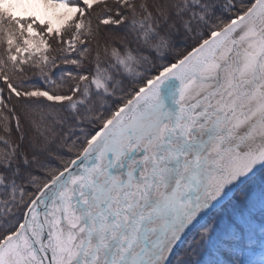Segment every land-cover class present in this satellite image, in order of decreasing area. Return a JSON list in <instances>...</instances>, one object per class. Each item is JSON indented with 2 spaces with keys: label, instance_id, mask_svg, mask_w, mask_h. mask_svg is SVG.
Here are the masks:
<instances>
[{
  "label": "rangeland",
  "instance_id": "374dc122",
  "mask_svg": "<svg viewBox=\"0 0 264 264\" xmlns=\"http://www.w3.org/2000/svg\"><path fill=\"white\" fill-rule=\"evenodd\" d=\"M112 1L119 0H0V5L7 8L13 16L23 20L27 49L31 54L42 58L47 42L55 41L59 33H63L66 40L74 37L84 26L89 12L91 20H94L96 15L92 11L96 8L94 13H102L105 7L103 4H110ZM132 1L134 0H122L121 5L127 7ZM107 18L109 19L108 16L105 19ZM260 28L264 30V22ZM257 33L254 29L245 30L237 36L236 46L230 41L204 71L210 74V80L208 82L193 80L195 86L188 92V99H181L180 96H183L182 92L187 95L185 89L190 88L193 83H185L180 88L183 91L176 103V106L181 105L178 111L179 121L174 125L168 120L167 130L160 134L162 141L171 144V152L167 153L170 156L167 162L161 160L156 166L159 168V165H163L162 172L165 173V178L157 182L154 190L149 192L156 197L152 203L144 204L137 209L134 200L130 209L123 205L128 198L142 199L146 193L144 181L151 172L153 162L160 158L156 154L157 148L150 150L148 159H143L145 153H140L132 159L129 168L139 163L133 180L108 186L109 174L105 171L103 179L96 178L90 183L87 182L83 189L85 198L80 202L77 198L80 184L77 189L74 187L68 189L70 200L66 201L69 204H80L76 206V213L73 211L64 213L65 218L72 220L71 231L70 227L64 232L59 230L63 226L61 217H56L55 221L45 219L44 231H40L38 243L33 245L26 233L25 236L24 233L20 235L21 245L14 238L8 240L0 249V264H63L66 257L68 258L66 264H77L76 256L83 240L87 238L81 253L82 260H85L84 254L90 253L98 234L104 230V237L101 244L96 246L90 264H156L159 253L170 244L172 234L178 228L177 224L182 219L181 211L192 213V210H196V213L190 215L189 219L191 217L194 219L199 213L206 211L202 216H198L200 220L197 221V226L194 225L204 229L192 247V264H264V178L260 179L262 184L249 189L244 195L240 193L241 196H236L237 191L231 193L233 189L231 188L222 200L205 209L198 208L202 204V201L198 203V199H201L204 193L203 188L199 189L200 185L197 186L198 191L188 190L184 196L183 194L176 196L179 186L174 187L178 175L180 181L184 180L182 173L188 169L192 171V176L185 179L193 183L200 181L199 184L211 182L209 190L212 188L216 190L221 176L227 173V169H233V173L237 174L244 165L250 164L264 154V59L259 67L260 74L257 67L258 55L264 48V33L255 39ZM218 77L221 80L219 88ZM253 81L258 82L256 84L254 82L251 88ZM34 93L49 96L45 92ZM239 93L242 94L239 100L241 103L235 100ZM192 103L195 106L190 109ZM231 107V116L222 119ZM167 108L173 109L174 106L171 103ZM196 115L197 122L201 123L200 131L197 138L189 140L190 150L186 129L190 124V118L196 119ZM149 123L145 120L143 128L147 134L153 136ZM189 153L192 155L187 158ZM206 155L214 156V163L220 164V167L214 176L209 174L196 176L194 172L202 166ZM101 164L102 170L103 167L106 170L109 160L104 159ZM161 176L162 174L158 175ZM235 198L237 201L235 205L239 206L233 207L230 213L228 211L216 215ZM171 200L174 204L169 206ZM69 208L72 210V207ZM141 209L152 212L153 215L144 219L134 216L130 220L126 235L125 230H122L113 240L112 236L118 225L116 228L113 226L131 211ZM37 229L33 224L27 228L32 235L39 232ZM76 230H79L78 234ZM109 231L111 232L107 234ZM238 233L243 235L244 242L239 241L236 236ZM232 234L237 238H231L230 243L223 244L222 240L228 239ZM122 236L128 237L131 255L136 257L134 263L131 261L132 256L130 257L127 252L128 248L121 243ZM65 237L70 240V245L56 248V244L60 245ZM79 241L81 245L76 250L75 246ZM162 242L164 245L161 247ZM236 242L238 245H235ZM175 263L174 258L171 264Z\"/></svg>",
  "mask_w": 264,
  "mask_h": 264
},
{
  "label": "trees",
  "instance_id": "16d2710c",
  "mask_svg": "<svg viewBox=\"0 0 264 264\" xmlns=\"http://www.w3.org/2000/svg\"><path fill=\"white\" fill-rule=\"evenodd\" d=\"M254 1L134 0L127 7L112 1L102 13L92 11L94 20L89 12L74 37L59 33L47 42L42 58L28 51L23 20L0 5V249L40 190L125 102ZM261 178L264 167L236 196ZM236 203L231 199L216 215L230 213ZM203 229L189 237L175 264H192Z\"/></svg>",
  "mask_w": 264,
  "mask_h": 264
},
{
  "label": "bare ground",
  "instance_id": "6f19581e",
  "mask_svg": "<svg viewBox=\"0 0 264 264\" xmlns=\"http://www.w3.org/2000/svg\"><path fill=\"white\" fill-rule=\"evenodd\" d=\"M240 34H242V32ZM219 54H221V53H219ZM185 90H190V88H187ZM180 98L181 99H188V97L185 96V95L181 96ZM180 107H181V105H180ZM174 114H175V112L173 113V115ZM200 124L201 123L197 122V115H196V119L194 117H191L190 124L187 126V129H186L187 130L186 131L187 135L186 136L188 137V144H189V149L190 150H191V147H190L191 144H190L189 140L192 141L193 139H195V138H197L199 136V131H200L199 126H200ZM136 125H137L136 127L140 126L138 123H136ZM165 127H168V126L165 125ZM165 127H163V131H164ZM161 132L162 131H157V138L160 140L159 141L157 139V142L160 143V145H158L156 143H152L154 140H152L142 130H140V129L131 130L130 129L128 132H126L124 134V136H122L121 139H119V146H120L119 149L120 150L118 149L116 151V153L118 151L120 152L123 148L130 149L132 146L138 145L140 148H143L145 150V156L144 157H146V156H149V154H150L149 152H150V150H152V148H157V151H156L157 153L156 154H157V157L159 156L160 158H157L155 160V162L158 165V163L161 160H164V161L168 160L170 158V156L167 153L171 152L170 151L171 144H169L167 141H162L161 140V135H160ZM112 140L113 139H111L110 142ZM148 148H149V151H148ZM101 149H102V151L99 154L94 155V156L91 157V161H92L93 165L97 164L94 168L91 169V173H89V174L87 173L86 175L82 174V172H86V169H87L86 168V164H87L88 161L86 160V161H84L83 163H81L79 165V168L75 171V173L73 175H71L70 177L66 178L59 187H57L56 189H54L51 192H49L50 193V194H48L49 195V197H48L49 203H48V206L46 207V209L43 211L44 214L41 217V219L44 218V219H49L51 221H53V220L55 221L56 217H61V221L63 223L61 225H63V226L59 230L61 232H64V230L66 228L70 227L69 230L71 231V228H72L71 222H72V220L68 219V218H65L64 217V213L65 212H71V211L75 212L76 206H79L80 204H77V203L69 204L67 202V201L70 200V195H69L68 189H70L73 186L74 187H76V186L78 187V185L80 184V188L78 187L79 188V192H78L79 196L77 195V198H78V200L80 202L81 200H83L85 198V193H84L83 189L85 188L84 186H86L87 182L90 183L91 180L96 179V178L100 179V180L103 179V176H104L106 170H101L102 169V164L101 165H99V164L102 161L103 155L106 152L107 148L104 145V146H101ZM116 153H115V155H116ZM190 155H192V154L189 153L187 155V158H189ZM263 161H264V155H260V157L258 159L253 160L250 164L244 165V168H242V170L238 171L237 174L233 173V169H227V173H224L221 176V179L219 180L218 188L216 190H214L212 188L211 191L209 190V187L212 186L211 182L202 183V184L200 183L199 184L200 181L198 183H193V182H190L189 180L185 179V177L192 176V171H189L188 169H186L182 173V178L184 180L179 181V184H178L179 189L176 192L177 193L176 196L181 195V194H185L186 191H188V190L189 191H192V190H197L198 191L197 186L200 185L199 189L203 188V192L204 193H203V195H201L202 196L201 197L202 200L200 198L198 199V203H200L202 201L201 206H199L198 208L199 209H201V208L205 209L206 207L213 206L214 204H216L220 200H222L230 192V189L233 188V186L237 183V181L244 174H246L250 170H253L257 166H259ZM98 165H99V167H98ZM219 167H220V164L214 163V156L206 155L204 163L194 173L196 174V176H200V177H201V175H204V174H209L210 176H214L215 171H217L218 170L217 168H219ZM200 177H199V179H200ZM135 203H136V206H135V209H136L138 207V205H137L138 202L135 201ZM68 205H70V206H68ZM69 207H72V210ZM152 215H153L152 212L150 213V212H148L145 209H141V211L140 210L139 211H131L128 216L123 217L121 220H119L117 222L118 228L114 232V235L112 236V239L113 240L116 239L115 236L120 234V232L122 230H125V234L124 235H126L128 226L130 225V220L134 216H139L142 219H144L145 217L152 216ZM75 216H77V214H75ZM53 223H55V222H53ZM131 226H132V223H131ZM136 226H138L137 223H136ZM134 230L136 231V227H134ZM193 231L185 238V240L183 241L181 246L188 239V237L193 233ZM75 232L78 234L79 230H76ZM40 235H41V233H39V235L37 237V241H39ZM121 243L126 248H128L127 252L129 253L130 257L132 256L131 257V261H133V263H134L136 261V259H135L136 257L131 255L130 242L128 240V237L127 236H122L121 237ZM119 244H120V242H119ZM68 245H70V240L65 237L64 240L61 241L60 245L56 244L55 247L56 248H59L61 246L66 247ZM80 245H81V242L79 241V244L75 246L76 250H77V248ZM181 246L179 247V249L181 248ZM179 249L176 251V253L174 254L173 258L175 257V255L177 254ZM173 258H172V260H173ZM172 260H171V262H172ZM128 262L130 263V258H129ZM171 262H170V264H171ZM66 263H68V258L67 257L65 258L63 264H66ZM54 264H56V263H54Z\"/></svg>",
  "mask_w": 264,
  "mask_h": 264
},
{
  "label": "water",
  "instance_id": "95a60500",
  "mask_svg": "<svg viewBox=\"0 0 264 264\" xmlns=\"http://www.w3.org/2000/svg\"><path fill=\"white\" fill-rule=\"evenodd\" d=\"M264 12V0H256L255 3L240 17L234 19L225 27L220 29L217 33L211 35L198 47L189 52L183 59H181L174 67H172L167 73L160 75V80L157 79L156 82L152 83L145 89L141 90L134 99H131L122 109H120L111 120L102 128L98 137L91 143L90 147L85 150L82 156L74 161L68 169L61 173L54 181L49 183L38 195V197L33 201L30 208L27 211L25 225L28 221L30 213L33 209L38 208L39 215L38 219H41L42 207H47L49 203V192L59 187L63 181L73 175L75 171L79 168V165L83 161H88L87 165H91V157L97 155L101 152V146H104V143L110 139L117 130H122L127 128L129 125L138 122V118H141L144 115L145 110L148 107H151V96L152 91H156L162 87L161 84L168 90L171 94L175 92L174 87L179 88L184 81H187L191 78H195L201 82H208L210 77L208 73H203L207 66L214 60H216V55L219 53L220 49L228 42V40L235 41V34L242 28L251 25L258 30V34H261L263 31L259 28L258 23L262 14ZM264 56V49L258 57V68L260 66L261 60ZM258 74L260 72L258 71ZM258 81H253V84ZM221 86V80L218 77L217 88ZM208 96V95H207ZM242 94L239 93L235 100L239 101ZM239 103H241L239 101ZM232 107L228 112H226L223 118L228 117L231 114ZM168 114L166 115V117ZM159 121H155L152 124V128L158 125ZM264 155V154H263ZM264 167V161L254 168L252 171L247 174L240 184L244 182L247 178L257 173L260 169ZM88 169H86L87 173Z\"/></svg>",
  "mask_w": 264,
  "mask_h": 264
}]
</instances>
